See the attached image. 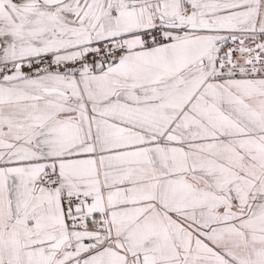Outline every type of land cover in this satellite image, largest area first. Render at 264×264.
Listing matches in <instances>:
<instances>
[{
	"label": "snow or ice",
	"instance_id": "snow-or-ice-1",
	"mask_svg": "<svg viewBox=\"0 0 264 264\" xmlns=\"http://www.w3.org/2000/svg\"><path fill=\"white\" fill-rule=\"evenodd\" d=\"M0 264H264V0H0Z\"/></svg>",
	"mask_w": 264,
	"mask_h": 264
}]
</instances>
